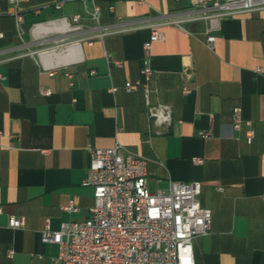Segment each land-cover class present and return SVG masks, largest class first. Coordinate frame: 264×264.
Segmentation results:
<instances>
[{"label": "crops", "instance_id": "crops-1", "mask_svg": "<svg viewBox=\"0 0 264 264\" xmlns=\"http://www.w3.org/2000/svg\"><path fill=\"white\" fill-rule=\"evenodd\" d=\"M57 1L0 0V264H62L41 233L89 217V149L116 144L146 160L152 192L201 183L211 226L192 241L195 264H264V9L222 17L210 49L206 20L165 23L197 0H103L101 25L137 28L88 45L95 24L83 4ZM74 14L90 32L54 24ZM153 29L164 40L146 54ZM128 82L147 84L149 104L168 106L171 123L152 122L142 88L128 92ZM11 217L23 227L10 228Z\"/></svg>", "mask_w": 264, "mask_h": 264}, {"label": "built area", "instance_id": "built-area-1", "mask_svg": "<svg viewBox=\"0 0 264 264\" xmlns=\"http://www.w3.org/2000/svg\"><path fill=\"white\" fill-rule=\"evenodd\" d=\"M22 1L13 0V3L17 6ZM101 1L58 0L54 6L61 9L67 2L83 4L86 14L95 24L91 34L84 38L88 45H92L95 39L102 41L108 35L137 28L127 26V22L120 19L114 25H101ZM87 5H90L89 9ZM260 9H264V0H197L196 7L185 12L184 18L169 15L165 23L178 26L189 20H206V43L213 49L215 36L212 32L222 17ZM14 17L16 22L22 21L18 12ZM80 20L81 16L74 14L56 20L54 24L62 33L90 32L83 28ZM2 37L0 33V39ZM163 40L164 35L153 29L149 41L144 44L146 54L152 43ZM73 44L78 45V42ZM142 74L147 80L151 77L147 62ZM139 87L147 100L150 120L157 125H169L171 109L165 105L149 104L147 84L128 82L125 85L128 92ZM183 93H188V90L183 89ZM233 117V128L239 130V108L234 110ZM252 137L253 132L247 130V141L251 142ZM89 153L90 164L84 181L93 189L89 217L84 221L62 223L57 231L46 224L41 233L44 242L58 246V261L62 264H195L192 241L196 236L208 234L211 226V211L199 203L201 183L171 180L167 192H152L147 185L144 158L123 153L119 144L111 148L89 149ZM193 162L200 164L202 160L194 158ZM64 209L76 210L73 202ZM23 225V218H9L10 228ZM12 255L10 252L9 256Z\"/></svg>", "mask_w": 264, "mask_h": 264}]
</instances>
